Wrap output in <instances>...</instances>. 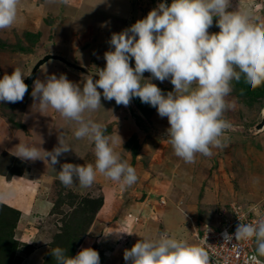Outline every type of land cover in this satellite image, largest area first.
Listing matches in <instances>:
<instances>
[{
  "label": "rangeland",
  "instance_id": "obj_1",
  "mask_svg": "<svg viewBox=\"0 0 264 264\" xmlns=\"http://www.w3.org/2000/svg\"><path fill=\"white\" fill-rule=\"evenodd\" d=\"M166 1L171 3V0ZM160 2L19 0L15 23L0 30V78L5 73L11 74L15 68L25 76L38 59L49 53L84 67L81 70L58 59H49L36 71L28 84V97L16 102L18 107L7 106L4 102L0 104V172L9 173L15 167L16 162L3 156V152L13 155L19 142L51 151L58 145V135L63 132L64 143L72 149L59 158L60 163L55 165V170L47 161L37 159L24 160L30 172L22 177L8 179L0 174V201L20 211L13 232L17 251L14 256H8L12 264H49L47 252L49 254L54 248L52 245L57 244L56 236L61 231L65 234L63 237H74L70 240L74 247L72 256L83 247L95 249V246H100V241H104L100 237L105 228L115 221H120L126 231L132 233V245L142 238L154 239L159 233L198 245L191 221L197 223L198 228L204 223L211 225L221 214L228 213L226 208L230 210L234 201L246 208L245 202L257 203L264 197V146L259 145L264 138V128L256 129L264 114V106L262 97L250 100L243 90H238L241 80L233 81V91L225 98L231 107L224 112L223 118L232 127L221 137L223 146L213 147L211 156L197 154L194 163H185L174 154L165 140V130L169 127L167 118H161L154 107L150 106L141 113L132 99L128 106H123L101 97L102 108L85 113V118L109 127L105 135L109 137L110 145L134 167L138 179L124 189L119 182L99 172L94 183L87 188L81 187L78 181L69 187L59 181L58 171L63 163L94 165V144L87 138L76 139L73 135L75 122L62 117L54 109L49 107L40 112L31 96L33 82L37 79L43 81L49 74H65L72 82L82 85L85 75H93L97 68L105 66L103 55L111 50L108 43L111 34L144 18ZM258 2L232 0L231 10L250 11L257 24H264V7L257 10L254 6ZM218 31L214 18L209 32ZM143 75L145 78L150 76L147 72ZM152 81L161 90L168 89L169 92L173 89L167 80L163 83ZM133 108L144 118L141 119L144 121L142 126L130 112ZM190 189H193L192 194L197 193L198 207L190 205ZM99 198H102L103 207L87 211L84 206L89 200L94 205ZM163 199L167 202L165 210L168 213L160 210L159 216H165V225L159 220L148 221L146 218L151 214L147 209L149 201H158L160 205ZM81 202L84 203L82 207L79 205ZM173 203L178 209L183 205L188 217L183 216L181 210L182 214L172 210ZM77 205L82 211L77 209L71 218L83 221L80 227L76 230L74 227L60 228L63 222L61 224L59 220L73 208H78ZM169 221H175V224ZM107 245L101 247L107 249ZM119 264H125L124 259Z\"/></svg>",
  "mask_w": 264,
  "mask_h": 264
},
{
  "label": "clouds",
  "instance_id": "obj_2",
  "mask_svg": "<svg viewBox=\"0 0 264 264\" xmlns=\"http://www.w3.org/2000/svg\"><path fill=\"white\" fill-rule=\"evenodd\" d=\"M18 3L0 0V30L13 26ZM232 7V0H171L170 4L161 0L144 18L111 34V50L103 55L105 66L85 75L82 85L65 74H49L43 81L33 82L31 96L40 112L54 109L75 122L76 139L87 138L94 144V165L61 164L58 178L65 187L77 181L81 187H90L97 172L119 182L122 189L138 179L134 167L110 145L105 127L85 118V113L102 108L101 97L123 106L138 97L154 107L161 118H167L165 140L185 163H194L197 154L211 156L213 147L223 146L221 137L232 127L223 117L231 107L225 98L233 91V81L243 77L252 88L264 85V24H257L250 11ZM214 18L219 31L210 33ZM145 72L150 74L148 78ZM24 77L15 68L0 78V102L23 101L28 92ZM153 79L169 81L172 91L164 93ZM15 149L13 155L21 160L47 161L54 170L59 158L72 151L64 143L63 132L51 151L20 142ZM234 237L236 241L254 240V254L245 264H264L260 259L264 257V218L239 223ZM232 238L224 234L226 243ZM50 254L56 264L106 263V257L100 260L92 247L68 256L67 250L56 246ZM123 259L125 264H210L203 246L171 238L167 233L138 240L124 251Z\"/></svg>",
  "mask_w": 264,
  "mask_h": 264
},
{
  "label": "trees",
  "instance_id": "obj_3",
  "mask_svg": "<svg viewBox=\"0 0 264 264\" xmlns=\"http://www.w3.org/2000/svg\"><path fill=\"white\" fill-rule=\"evenodd\" d=\"M241 81H242V83H240V84L237 83L238 84V86H237L238 90L239 91L243 90L245 95L249 96L250 100H254V99L257 100L256 98L262 97L261 98L262 105L264 106V85L257 87V88H252L248 83H246V81L244 80L243 77L241 78ZM152 83H154V82L152 81ZM154 84H156V83H154ZM160 89H161V87H160ZM162 91L164 93H167L168 89H164ZM26 94H25L23 100L28 97V96H26ZM132 101H133L135 107L137 108V110L138 111L140 110L141 113H144V109H147L150 107V105L142 103L138 97H133ZM1 103L2 102H0V104ZM4 103H6L7 106L11 105L10 107H13V106H14V108L18 107L16 105V103H8V102H4ZM263 106H262V109H263ZM130 112L131 113L133 112L132 114H134V116L137 117L139 125L144 123V121H141V119L143 120L144 118L135 112V108L131 109ZM105 129H106L105 132L107 133L109 130V127H105ZM132 139L134 140V136ZM3 156H7L8 158L10 157V159H12L14 161V163L16 162L15 167L13 169H11L9 173L0 172V174L5 175V178L11 179L12 176H24L26 173L30 172V168L28 166V163H26L24 160H21L18 157H14L12 154H10L6 151H5V153L3 152ZM132 156L134 158L133 154H132ZM0 170L2 171V169H0ZM83 204H82V202L79 203L80 207H82ZM80 207L79 206H78V208L75 207L76 209L73 208V210L70 211V213L68 215H66L64 218L59 220V222L61 224L63 222V224L60 225V228L65 229V227H66V228H72L73 229V227H74V229L76 230V228L78 229L80 227V225L83 221L80 222V221H77L76 219L74 220L73 218H71L72 216H74L73 215L74 213H77V209L82 211V209ZM84 207H87V209H86L87 211H89L92 208H94L97 211L98 209L103 207L102 198H99L98 201H96V203L94 205H92V202L89 200L88 204H86ZM51 209H53V208H51ZM227 209H228V213H229L230 212L229 207H227L226 210ZM19 214H20V211L17 208L9 206V205L0 201V264H12L9 257L14 256L16 254L17 240L14 238L13 232H14V228L16 226V223L18 221ZM226 214L227 213L221 214L217 219L218 221H216L215 223H211V225L217 229H220L222 227V222H223ZM88 215L90 217H92V215L90 213H88ZM57 226H59V225L57 224ZM61 232H63V231H61ZM61 232L56 236L57 244L52 245V246H54V247L60 246V247L64 248L65 250H67L68 256H72L73 252H74V247L71 245L72 243L70 241L72 236L71 237L70 236L63 237L65 234H63ZM66 234L68 235L69 233H66ZM60 238H61V241L58 242V239H60ZM72 238H74V237H72ZM63 240H65V242H62ZM50 252H51V250H50ZM47 259L52 262V263L50 262L49 264H56L55 260L53 259V257L51 256L50 253L48 254V252H47Z\"/></svg>",
  "mask_w": 264,
  "mask_h": 264
},
{
  "label": "built area",
  "instance_id": "obj_4",
  "mask_svg": "<svg viewBox=\"0 0 264 264\" xmlns=\"http://www.w3.org/2000/svg\"><path fill=\"white\" fill-rule=\"evenodd\" d=\"M165 2L169 3L166 0ZM263 3L264 0H259L254 6L259 8ZM260 218H264V198L247 208L233 202L229 215L224 217L220 229L204 223L193 232V235L197 238L198 245L203 246L208 252L211 264H245L246 259L254 254V240L236 241L234 233L239 223H255ZM225 233L233 236L230 242H225Z\"/></svg>",
  "mask_w": 264,
  "mask_h": 264
},
{
  "label": "crops",
  "instance_id": "obj_5",
  "mask_svg": "<svg viewBox=\"0 0 264 264\" xmlns=\"http://www.w3.org/2000/svg\"><path fill=\"white\" fill-rule=\"evenodd\" d=\"M263 128H264V126H263ZM259 145L264 146V138L260 141ZM19 177H22V176H19ZM3 184H4V182H3ZM192 192H193V189L192 190L190 189L189 194H188L189 197H190V201H189L190 205H191V207H193V206L198 207L197 206L198 201L196 199L197 193H193L192 194ZM262 194H264V187L262 189ZM191 198H194V199L191 200ZM263 198L264 197H262V199L259 200V201L257 200V203L262 201ZM149 202L150 203L147 205V209H148L149 213H151V214H149V216L146 219L148 221L152 220V222H156L157 220H159L161 223H163L165 225V222H164L165 216H159V211L162 210V212H163V210H164L163 213H165V214L168 213V211L165 210L166 207H167L166 206L167 202L164 199H163V201L161 200L160 205H158V203H157L158 201H152V202L149 201ZM245 203H246V208L251 206V205H253V204H255L254 201H247ZM162 204H164V205H162ZM171 206H172V210H174V211H176L178 213H181L180 212V210H181L182 213H183V214L182 213L181 214L183 216L188 217L189 213H187L185 211L186 209H185V207L183 205L181 207H179V209L177 208V206L174 203L171 204ZM153 209H155V213L152 212ZM152 215H155V217L152 216ZM228 215H229V213H227L225 215V217L228 216ZM168 217L171 218L170 215ZM117 218H116V220H117ZM118 222L119 223H117L115 221L114 224H109L105 228V230L103 231V236L100 237V239L104 240V241H100L101 242V244H99L100 246H97V247L95 246V250L99 253L100 260H102V259H104L106 257L105 258V260H106L105 264H119V262H121L123 260V251H125L126 249H130L133 246L132 245L133 242H134L133 236L131 237L129 234H127V233H130V232L126 231V227L124 225H121L120 221H118ZM169 222H171L172 224H175L174 223L175 221L174 222L173 221H169ZM141 223L142 222L140 221L139 224H141ZM191 224H192L193 232L196 229H198L197 223H193V221H191ZM148 225H150V223ZM145 226H147V225L145 224ZM116 232H120V233H116ZM130 237H131V239H130ZM127 240L130 241V242H127ZM125 242H127V243H125ZM104 245H107V249L101 247V246H104ZM119 250H121V251H119ZM115 256H117V257H115ZM112 259H114V261L111 263Z\"/></svg>",
  "mask_w": 264,
  "mask_h": 264
},
{
  "label": "water",
  "instance_id": "obj_6",
  "mask_svg": "<svg viewBox=\"0 0 264 264\" xmlns=\"http://www.w3.org/2000/svg\"><path fill=\"white\" fill-rule=\"evenodd\" d=\"M49 59H58L61 62L70 65L71 67H76L77 69L84 70V67L78 66V65H75V64L71 63L70 61L65 59L63 56L49 53V54L43 55L40 59H38L36 61V63H34V65L31 68V70L25 75L24 83L28 85L31 82V80H32L33 76L35 75L36 71L38 70V68L41 65H43L46 61H48ZM263 126H264V114L262 116L261 121L257 124L256 129L262 128ZM152 212L155 213V209H153ZM210 264H211V262H210Z\"/></svg>",
  "mask_w": 264,
  "mask_h": 264
},
{
  "label": "bare ground",
  "instance_id": "obj_7",
  "mask_svg": "<svg viewBox=\"0 0 264 264\" xmlns=\"http://www.w3.org/2000/svg\"><path fill=\"white\" fill-rule=\"evenodd\" d=\"M41 208V207H40Z\"/></svg>",
  "mask_w": 264,
  "mask_h": 264
}]
</instances>
